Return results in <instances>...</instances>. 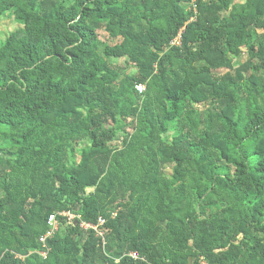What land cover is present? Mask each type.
I'll return each instance as SVG.
<instances>
[{
	"label": "trees",
	"instance_id": "obj_1",
	"mask_svg": "<svg viewBox=\"0 0 264 264\" xmlns=\"http://www.w3.org/2000/svg\"><path fill=\"white\" fill-rule=\"evenodd\" d=\"M5 14L0 264H264V0H0ZM99 218L103 238L80 226Z\"/></svg>",
	"mask_w": 264,
	"mask_h": 264
},
{
	"label": "built area",
	"instance_id": "obj_2",
	"mask_svg": "<svg viewBox=\"0 0 264 264\" xmlns=\"http://www.w3.org/2000/svg\"><path fill=\"white\" fill-rule=\"evenodd\" d=\"M181 32V31H180ZM180 32L178 33V35L171 41V44L173 45H179L180 44ZM135 88L138 92H142L145 88V86L143 84H136ZM66 216L68 220H71L74 218V215L72 213H70L69 211H62L59 213H51L48 218H47V225L48 228L46 229V231L39 237V242L42 243V246L45 247V243L47 239L52 238V236L55 234V232L58 230L59 228V220H58V216ZM104 223V219L99 218L98 219V223L97 224H88L85 222H80V226L83 227L84 229H88L91 228L93 230L96 231L97 235L101 236L103 238V234L104 232L101 230V226ZM46 252L47 250L45 249H41L39 251V254L42 257L46 256ZM133 257H136V253L131 252L130 253Z\"/></svg>",
	"mask_w": 264,
	"mask_h": 264
},
{
	"label": "rangeland",
	"instance_id": "obj_3",
	"mask_svg": "<svg viewBox=\"0 0 264 264\" xmlns=\"http://www.w3.org/2000/svg\"><path fill=\"white\" fill-rule=\"evenodd\" d=\"M242 1V0H237ZM18 25L13 20V16L10 14H5L4 16L0 17V43L2 42L3 38L6 34H8L13 29L17 28ZM99 39L104 41L106 39V33L101 28L98 30ZM111 44V43H110ZM246 59V55L242 54L241 56L237 57L236 62H241ZM111 61L121 67L125 66L124 58H112Z\"/></svg>",
	"mask_w": 264,
	"mask_h": 264
}]
</instances>
